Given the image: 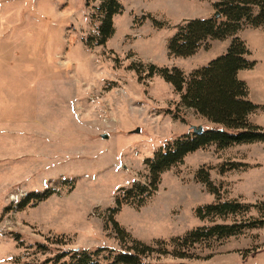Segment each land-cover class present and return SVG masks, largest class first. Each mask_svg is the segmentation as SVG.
Wrapping results in <instances>:
<instances>
[{
	"label": "rangeland",
	"instance_id": "rangeland-1",
	"mask_svg": "<svg viewBox=\"0 0 264 264\" xmlns=\"http://www.w3.org/2000/svg\"><path fill=\"white\" fill-rule=\"evenodd\" d=\"M214 2L121 0L114 35L88 46L98 35L99 1L0 0V264H43L57 250L120 251L127 243L110 216L130 239L149 245L256 216L211 221L196 211L218 201L264 203L263 143L199 149L163 173L143 205L124 199L135 184H148L147 159L193 127L214 126L148 71L177 68L188 79L227 52L234 38L209 40L188 58L168 50L185 22L221 19ZM236 37L255 62L239 73L260 107L250 121L264 128V26H246ZM202 169L219 197L197 180ZM47 190V200L18 207ZM188 254L192 264H264V228L197 243Z\"/></svg>",
	"mask_w": 264,
	"mask_h": 264
},
{
	"label": "trees",
	"instance_id": "trees-1",
	"mask_svg": "<svg viewBox=\"0 0 264 264\" xmlns=\"http://www.w3.org/2000/svg\"><path fill=\"white\" fill-rule=\"evenodd\" d=\"M99 1L95 9L94 19L99 23L98 35L88 39V46H102L114 35L113 19L122 14L124 7L121 0H86ZM214 10L221 19H195L178 27L176 34L168 42L171 55L179 58L192 57L209 40L223 41L234 38L227 52L213 60L207 66L194 71L187 79L177 69L157 68L149 65V75L159 74L176 92L182 94L181 103L193 109L214 126L204 128L202 134H186L177 139L166 151L157 153L154 158L147 159L149 171L148 184H135L125 195V201L138 206L158 191L161 175L183 163L184 159L199 149L215 145L219 149L243 144H264V128L250 121L260 107L249 99V88L240 80L239 73L251 70L255 62L250 60V51L237 36L244 27L259 28L264 26V0H214ZM197 180L203 184L210 194L219 197L218 189L210 181L209 173L204 169L197 174ZM53 195V191L32 193L22 198L19 208H24L32 201L39 203ZM120 206V202H117ZM118 208L112 210L116 213ZM256 216L247 220L234 221L231 224H214L210 227L198 228L170 242L162 241L154 245L132 240L110 216L116 234L124 244L123 249L116 251L107 247L95 250L76 249L61 251L47 258L43 264H192L185 262L192 259L188 250L200 242L213 239L223 240L238 236L247 230L264 228V203L255 205L243 204L239 201H218L199 208L198 218L201 220L228 219L230 217L250 215ZM45 253L49 247L38 245ZM171 257L178 262H162Z\"/></svg>",
	"mask_w": 264,
	"mask_h": 264
},
{
	"label": "water",
	"instance_id": "water-1",
	"mask_svg": "<svg viewBox=\"0 0 264 264\" xmlns=\"http://www.w3.org/2000/svg\"><path fill=\"white\" fill-rule=\"evenodd\" d=\"M216 17H220V14L217 12V14H216ZM203 127H193V131H194V133H196V134H202V132H203ZM137 132H139V130H137Z\"/></svg>",
	"mask_w": 264,
	"mask_h": 264
},
{
	"label": "crops",
	"instance_id": "crops-1",
	"mask_svg": "<svg viewBox=\"0 0 264 264\" xmlns=\"http://www.w3.org/2000/svg\"><path fill=\"white\" fill-rule=\"evenodd\" d=\"M263 77V76H262ZM263 81H262V83L264 82V79H262ZM249 95H250V93H249ZM253 102V101H252Z\"/></svg>",
	"mask_w": 264,
	"mask_h": 264
}]
</instances>
